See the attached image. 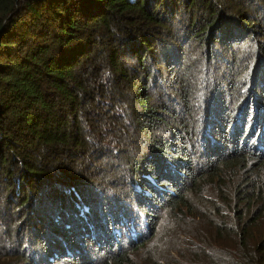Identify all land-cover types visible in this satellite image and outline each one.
<instances>
[{
    "label": "trees",
    "instance_id": "16d2710c",
    "mask_svg": "<svg viewBox=\"0 0 264 264\" xmlns=\"http://www.w3.org/2000/svg\"><path fill=\"white\" fill-rule=\"evenodd\" d=\"M263 170L264 0H0V264H264Z\"/></svg>",
    "mask_w": 264,
    "mask_h": 264
},
{
    "label": "rangeland",
    "instance_id": "374dc122",
    "mask_svg": "<svg viewBox=\"0 0 264 264\" xmlns=\"http://www.w3.org/2000/svg\"><path fill=\"white\" fill-rule=\"evenodd\" d=\"M261 176L264 180V170ZM202 192L204 193L206 191L203 190ZM215 197V195L211 196L208 195V193H205L204 196L198 194L188 198L183 209V211L185 210V215L183 217L180 215L177 220H175V217L171 212L169 214L168 210L160 211L162 214L159 229L157 232L151 234L145 245L152 242L154 246L156 243L161 242L167 250L173 249L168 254L163 253L161 256L167 257L169 260L180 261V258H178L180 254L186 255L190 249L194 250L196 246L199 245L198 242H201L204 238L208 241L212 240L213 232L209 225L211 218L220 219V215H222L226 219L234 221L236 216L235 212L232 210L222 212V210H229L231 208L227 203L228 196L224 197V199H226L225 201L220 197L218 199ZM221 203H224V205H221ZM256 208L257 207H253L248 211V218L253 215ZM262 208L264 210V207ZM236 209H240V207H237ZM187 210L189 213H187ZM198 212L205 214L207 218L198 221L193 217L194 213ZM172 224L173 227H175L174 229H170ZM259 224L264 231V214L260 218Z\"/></svg>",
    "mask_w": 264,
    "mask_h": 264
}]
</instances>
